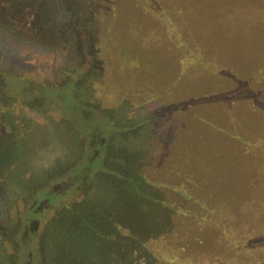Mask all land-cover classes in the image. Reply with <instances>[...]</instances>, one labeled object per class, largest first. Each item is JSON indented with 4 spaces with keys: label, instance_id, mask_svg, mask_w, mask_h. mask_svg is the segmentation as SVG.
<instances>
[{
    "label": "rangeland",
    "instance_id": "obj_1",
    "mask_svg": "<svg viewBox=\"0 0 264 264\" xmlns=\"http://www.w3.org/2000/svg\"><path fill=\"white\" fill-rule=\"evenodd\" d=\"M0 264H264V0H0Z\"/></svg>",
    "mask_w": 264,
    "mask_h": 264
}]
</instances>
